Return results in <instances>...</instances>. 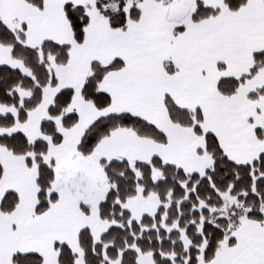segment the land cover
<instances>
[{"label": "snow or ice", "instance_id": "1", "mask_svg": "<svg viewBox=\"0 0 264 264\" xmlns=\"http://www.w3.org/2000/svg\"><path fill=\"white\" fill-rule=\"evenodd\" d=\"M0 264H264V0H0Z\"/></svg>", "mask_w": 264, "mask_h": 264}]
</instances>
